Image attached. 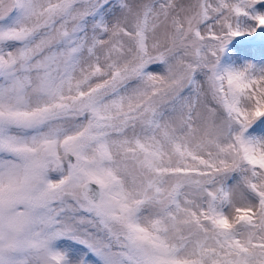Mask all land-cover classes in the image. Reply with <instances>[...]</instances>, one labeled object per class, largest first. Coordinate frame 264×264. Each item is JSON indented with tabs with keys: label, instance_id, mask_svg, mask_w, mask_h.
<instances>
[{
	"label": "snow or ice",
	"instance_id": "snow-or-ice-1",
	"mask_svg": "<svg viewBox=\"0 0 264 264\" xmlns=\"http://www.w3.org/2000/svg\"><path fill=\"white\" fill-rule=\"evenodd\" d=\"M264 0H0V264H264Z\"/></svg>",
	"mask_w": 264,
	"mask_h": 264
},
{
	"label": "rangeland",
	"instance_id": "rangeland-1",
	"mask_svg": "<svg viewBox=\"0 0 264 264\" xmlns=\"http://www.w3.org/2000/svg\"><path fill=\"white\" fill-rule=\"evenodd\" d=\"M262 58H264V57H261V55H260L259 53H256V54H255V60H256L257 62H259Z\"/></svg>",
	"mask_w": 264,
	"mask_h": 264
}]
</instances>
